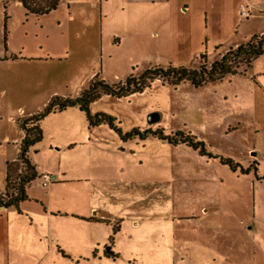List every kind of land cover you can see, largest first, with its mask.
<instances>
[{
    "label": "rangeland",
    "instance_id": "obj_1",
    "mask_svg": "<svg viewBox=\"0 0 264 264\" xmlns=\"http://www.w3.org/2000/svg\"><path fill=\"white\" fill-rule=\"evenodd\" d=\"M260 2L262 4L264 0ZM93 3H97V6ZM121 10V7H115L110 11H102L99 0H69L68 4L63 3L56 12L38 21L33 17L27 18L22 9L11 5L8 12L13 17L5 24L3 5L0 3L1 190L5 186L6 160L15 157L17 146L14 141L20 139L14 118L21 110L29 114L42 108L44 93L57 86L61 74L62 83L64 79L72 77L76 86L70 88L73 90L71 92H79L83 80L91 73L100 74L105 67L110 68L112 74L116 73L124 78L131 69H136L139 75L143 67L150 64L144 60L142 63L129 65L133 58H137L133 50V44H137V41H127L119 47L123 40L117 31L125 25L135 27L139 20L137 9ZM248 12V21H242V27L238 30L237 37L240 39L245 34H261L264 29V14L250 17V11ZM69 13L77 17L76 23L68 21ZM6 47L13 53L7 61L3 56ZM42 48L43 51L62 50V55L70 52V59L62 62V72L50 64L36 66L27 61L28 56L40 52ZM202 49V52L194 55L189 52L185 56L176 55L171 61L167 57L166 62L170 61L174 66L187 63L184 66L199 67L202 56L211 64L220 59L225 50L215 51L207 45L206 48L205 45L202 46ZM163 59L159 60L162 62ZM154 60L158 61V58ZM257 91L253 79L247 74L246 77L230 78L199 89L191 84L181 85L177 90L158 87L150 97L134 101L131 108L144 113L148 122V104L154 101L164 117L162 127L147 129H164L167 133L184 131L197 135L212 154L231 158L248 168L249 157L264 160V135L257 134L254 129V113L258 111L254 101L260 95ZM63 92L66 90L62 85ZM100 105L108 107V104ZM114 105L119 112L130 110V101H114L110 104ZM259 112L263 113L264 110L260 109ZM236 128L239 130H235ZM5 136H9L13 143H4ZM136 144L133 142L130 145L132 151L123 154V159L133 168L138 167L139 176L147 181L148 194L157 190L158 184L161 185L163 211L158 219L152 220L147 216L141 225L140 240L148 247V253L143 256V261L133 264L156 263L155 257L149 255V251L156 253L154 242L164 244L174 240L175 236L186 241L190 235L196 240L197 247L191 251L187 248L181 251L184 254L181 257L189 259L187 264H214L213 260H216V264H224L225 259L227 264H235L236 259L242 262H256L257 259L258 264H264V195L256 197L258 209L255 215L254 196L246 186L252 180L250 177L239 176V173H233L219 161H210L192 148L171 147L152 138L141 142L139 147ZM250 150L252 151L249 153ZM37 151L38 149L34 151L32 158L40 164L46 163L44 153ZM78 162V150L66 152L62 156V170L75 177ZM259 163L260 169L264 170V161ZM70 187L73 189L75 186ZM71 188L67 187L66 190ZM218 194L219 200L215 201ZM202 208L209 210L208 217H202ZM172 209L175 218L169 219V211ZM193 212L201 214L199 219L176 222L180 216H188ZM220 222L225 223L224 229L223 226H218ZM253 222L258 223V231L251 229ZM193 226H199L200 230L191 231ZM165 250L164 248L162 257L167 262L164 261V264H171V258Z\"/></svg>",
    "mask_w": 264,
    "mask_h": 264
},
{
    "label": "crops",
    "instance_id": "obj_2",
    "mask_svg": "<svg viewBox=\"0 0 264 264\" xmlns=\"http://www.w3.org/2000/svg\"><path fill=\"white\" fill-rule=\"evenodd\" d=\"M68 2L69 0H61L59 7ZM0 3L3 5L2 13L5 24H8L13 17L8 12L11 5L22 9L27 18L33 17L38 21L56 12L55 10L46 16L37 17L27 15V11L19 1L12 0L6 8L4 0H0ZM99 3L102 11L106 9L110 11L115 7H121L122 10L127 11L137 9L139 15L137 25L135 27L125 25L117 31V34L123 40L119 47L127 41L138 42L133 44L137 58H133L129 65L142 63L144 60L149 61L150 64L143 69L152 66H168L176 55L185 56L186 52L191 55L200 53L204 45L205 48L207 45L215 51L225 49L223 55L230 48L247 43L253 36L264 34L263 29L261 34H245L243 39L237 37L242 21L249 19L241 15V9L247 8L250 11V17L264 14V3L261 4L260 0H99ZM93 5L97 6V3ZM68 21L74 24L77 22V17L69 13ZM43 29L44 26H42ZM12 54L6 47L4 60L11 59ZM19 55L22 56V54ZM70 55V52L62 55V50L53 52L43 51L42 48L40 52L31 54L26 59L36 66L49 64L52 67L56 66V69L62 72V62H67ZM167 57L170 61L166 62ZM157 58L158 61L154 60ZM0 59H2L1 55ZM159 59H163L162 62ZM184 65L187 63L175 64L177 67ZM110 70L105 67L100 74L91 73L81 82L80 87L82 88L79 92H71L73 90L70 88L76 86V82L71 77L64 79L62 83L61 74V80L57 86L51 87L48 92L44 93L42 108H36L37 110L29 114L21 110L20 114H17L14 121L19 128L20 139L14 141L17 146L15 157L6 160L5 186L3 190L0 188V192L4 193L6 190L8 164L16 162L20 154L24 133L18 125V120L42 111L56 96L79 97L88 82L96 76L111 83H119L124 82L132 71L131 69L127 76L121 78L116 73L112 74ZM247 74L253 79L258 89L257 92L260 94L254 101L258 108L257 113H254L256 122L254 129L257 130V134L264 135V112H259L260 109L264 110V54L245 74L238 76L246 77ZM62 85L66 92L62 93ZM164 86L162 82L156 81L152 88L143 94L124 100L104 96L92 105L91 110L94 114L107 113L117 118L125 133L135 129L147 130L150 127H162L164 117L157 103L153 101L148 104L146 112L150 113L148 122H146L144 113L133 110L131 106L137 99L150 97L155 88H171ZM114 101H130V110L116 111L115 105L110 106ZM100 104H108V107H102ZM41 128L43 140L30 152V159L36 165L39 177L27 189L29 200L23 202L18 209H0V264H133L143 261V256L148 253V247L140 240L139 230L147 216L152 220L162 216L163 195L159 184L157 190L148 194L147 181L139 176L138 167L133 168L123 159V154L132 151L130 145L137 142L136 147H139L141 141L134 139L123 142L113 130L105 125L90 129L85 114L77 108L47 116L41 122ZM3 142L13 143L9 136H5ZM37 149V153L41 152L46 156V163L40 164L32 158ZM75 150H78L79 162L75 166L76 175L72 177L62 170V156L66 152ZM249 161V166L256 163L260 175L264 174L259 163V161L263 162V159L254 160L249 157ZM45 175L54 177L55 181L45 186L43 180ZM239 176L252 179L246 183V186L253 193V212L257 215L256 197L264 195V180H258L253 173ZM73 185L75 187L72 189L70 186ZM67 187L71 189L66 190ZM219 197L218 194L214 200H219ZM169 212L171 217L169 219H174V210ZM200 213L202 217L209 216L208 209L202 208ZM200 215L195 212L188 216L182 215L176 219V222L183 219L197 220ZM218 218L221 221L220 215ZM223 224L225 223L220 222L218 226H223L224 229ZM115 226L119 227L116 234H114ZM190 229L199 231L200 227L193 226ZM251 229L258 231V223L253 222ZM190 236L186 241H181L175 236L174 240L164 242L165 245L161 242H154L156 253L149 251V255L155 257V264H164V261L167 262L162 257L165 248V252L167 251L171 258V264L180 262L187 264L189 259L186 256L181 257L184 255L181 251L186 248L191 251L197 247L196 240ZM111 237L114 238L113 242H110ZM213 262L216 264V260ZM227 263L225 259L224 264ZM258 263L257 259L256 262L254 260L242 262L238 259L235 261V264Z\"/></svg>",
    "mask_w": 264,
    "mask_h": 264
},
{
    "label": "trees",
    "instance_id": "obj_3",
    "mask_svg": "<svg viewBox=\"0 0 264 264\" xmlns=\"http://www.w3.org/2000/svg\"><path fill=\"white\" fill-rule=\"evenodd\" d=\"M12 0H4L5 8ZM22 3L27 15L37 17L46 16L57 10L61 0H16ZM264 54V34L253 36L247 43L236 48H230L220 59L208 64L206 57L202 56L199 67L174 66L165 67L152 66L142 69L136 74L132 69L124 82L111 83L99 76L91 79L84 91L77 98H64L56 96L40 112L29 117L20 118L18 125L24 133L21 142L20 154L16 162L7 166L6 190L0 192V208H16L29 200L27 189L39 177L37 167L30 159L32 148L43 140L41 122L49 115L63 112L68 109L77 108L85 114L90 129L108 126L123 141L138 139L141 142L153 138L166 142L171 146H186L197 150L201 156L209 160H218L221 165L227 166L233 173L249 175L253 173L258 180H264V174L260 175L259 168L253 163L248 168L225 156H216L207 148L206 143L198 136L184 131L167 133L164 129L133 130L125 133L121 123L112 115L107 113L94 114L91 107L102 97L109 96L117 100L128 99L134 95L143 94L152 88L156 81L177 90L183 84H191L199 89L207 85L223 82L234 76L245 74L253 63ZM119 231L115 226L114 234ZM114 238L111 237L110 242Z\"/></svg>",
    "mask_w": 264,
    "mask_h": 264
},
{
    "label": "built area",
    "instance_id": "obj_4",
    "mask_svg": "<svg viewBox=\"0 0 264 264\" xmlns=\"http://www.w3.org/2000/svg\"><path fill=\"white\" fill-rule=\"evenodd\" d=\"M241 15H242L243 17H246V18L249 17V12H248L247 8H244V7H243V8L241 9ZM43 180H44V185L47 186L48 184L54 182V181H55V178H54V177H51V176H49V175H45V176L43 177Z\"/></svg>",
    "mask_w": 264,
    "mask_h": 264
},
{
    "label": "water",
    "instance_id": "obj_5",
    "mask_svg": "<svg viewBox=\"0 0 264 264\" xmlns=\"http://www.w3.org/2000/svg\"><path fill=\"white\" fill-rule=\"evenodd\" d=\"M1 209V208H0Z\"/></svg>",
    "mask_w": 264,
    "mask_h": 264
}]
</instances>
